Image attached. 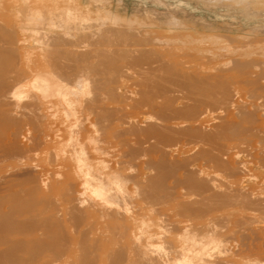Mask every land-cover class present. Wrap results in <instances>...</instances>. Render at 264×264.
Wrapping results in <instances>:
<instances>
[{
    "label": "bare ground",
    "instance_id": "bare-ground-1",
    "mask_svg": "<svg viewBox=\"0 0 264 264\" xmlns=\"http://www.w3.org/2000/svg\"><path fill=\"white\" fill-rule=\"evenodd\" d=\"M41 29L43 30V28ZM2 33H0V36ZM49 33L47 34L46 32L48 35V37H46L50 44L52 43L56 46V49L54 48L55 52L53 51L54 53L46 62L47 65L43 67L33 66L27 69L24 63H20L19 66L16 67L17 64H15V61L8 62L3 59L4 51L2 50L3 48L1 49L0 47V161L2 159H16L15 157L20 155L21 152L19 151L21 149L19 150L15 143L19 141H16V139L19 138L17 136L21 128H24L22 127L23 124H25L26 127L28 125L30 129H34L35 132L42 131V125L39 126L38 123L44 119V114L46 115V113L43 115L35 113L36 109L42 105H40L41 103H36L35 100L37 96L35 98L33 94L40 86L33 88L34 91L31 92L26 90L29 86L26 82L32 78L29 75L34 76L37 74L39 75V73L41 74V71H49L56 79L69 84L70 82L73 83L72 81L74 79L77 80L78 78L76 79L75 77L79 76L77 74L80 71H83L80 67L81 70L78 69V67L76 70H74L75 68H71L70 65L72 62L69 66L67 65L69 60L71 61V59L73 60L75 57L78 58L77 56L79 54L76 53V48L79 46L78 42L68 41L55 32H53L55 34ZM8 43L12 44L13 42L9 39ZM145 48L143 50L122 49L118 52L119 57L123 56L126 59H121L123 62L125 60V63L121 65H116L112 58H110L112 55L114 56L115 52H113L114 54H102L106 56V60L108 58L112 61H109L111 63L107 65L109 67L105 71L103 68L106 67L105 64H108V61L103 64L104 58H101L103 63L100 64H103L104 67H102L103 65H99L104 71H98L99 66L97 71L94 72L96 75L107 74L108 77L100 80L94 76L96 78L91 80L90 85V81L86 83V78L85 83L89 85H87L88 88L90 89L91 86L89 90L90 95H88V97L84 95L81 97V94L78 99L73 98L69 100V102L66 100L67 104L65 105L61 102L64 99L62 96L65 95H55L61 97L62 100L59 102L63 105L62 107H64L65 114L69 117L78 119V121H76V123L78 122L76 128L73 125L76 130L66 129V131H63L66 133L62 134L63 137H61L62 140H67L70 146L72 145L71 149L68 146L66 149H70V158H84L88 166L89 164H93V167L97 164L95 162L101 160L110 167L111 163L109 164L108 159L113 155L114 163L116 167H118V171H122L121 174L119 173L120 177L118 174H113L115 177L116 175L119 177L118 180L120 181L118 182L124 184V182H128V180L129 182L131 181L133 186H137L132 188H137L138 191L136 192L139 193V196L141 195L140 198H146L152 204L159 205L163 203L162 205H169L168 207L173 210V215L175 214V216L184 213L185 225L183 224V229L185 228V232H193L195 238L196 236H199L201 239L207 237L210 232L207 228L208 223L212 225L228 223L233 226H239L240 224H245L247 221L260 219L261 221L258 220L259 223L262 222L264 225V188L261 187V189H259V187L252 186L245 182L246 178H250V180L254 179L264 184V61H254L250 64H243L240 66L234 65L235 67L232 66L224 69L218 64H213L211 60L214 58L210 59L207 57L209 60H206L203 58L204 56L191 55L193 52L186 55L182 54V59H173L172 62H166L160 56L161 54H155L150 47L147 49ZM113 58L114 61L117 62V58ZM74 61L73 63L76 64L78 60ZM118 61H120V59ZM99 62L100 61L97 63ZM112 63L114 64L112 65ZM94 64H96V62ZM94 66L92 67L94 68ZM96 66H98V64ZM84 67H86V65ZM94 72H89L88 70V74ZM83 74L84 72H82V75ZM27 77H30V79H27ZM40 77H42V75H40ZM26 84L27 87L25 86ZM24 86L26 87L25 91H28V93L30 92L34 97H31L26 103H20L19 101L15 102L13 99L15 90L19 88L22 89ZM35 89L37 90L35 91ZM37 92L40 93L41 91ZM28 93L26 92V94ZM98 94L104 95L98 98ZM41 97L45 100L42 95L39 98ZM68 97L71 99L70 95ZM53 98L54 99H50L52 102H49L51 103L49 104L50 109L53 110L54 107L59 109V107H56V101L60 98L57 97V100H55V97ZM65 99H67V97H65ZM66 101L64 102L66 103ZM40 109L41 111L43 110V108ZM13 112L16 113V116ZM45 119H47L46 116ZM57 131H59L58 133L61 135L60 130ZM91 133H94L93 137L90 136ZM31 135L30 138H32ZM64 136L65 139H63ZM22 137L24 136L22 135ZM46 137L48 136L46 135ZM26 138L28 139V136ZM35 142L37 143V141ZM110 161L112 162V160ZM50 162L48 161L47 163ZM67 165L65 166L66 168L68 167V169L67 171L65 170L66 172L64 173L72 169ZM129 167L132 168L135 173L132 178H129L126 172L125 174L123 173L124 170ZM77 172H79L77 173L79 176L85 173L84 171H79V168ZM112 172L110 171V173ZM210 172L214 173V175H212L213 177H210V179L200 178L201 173L208 174ZM74 173L75 172H73V174ZM94 173L96 172L93 171V173H91L90 171L91 175L88 173L86 176L89 178L94 175ZM99 173L100 172H98V174ZM85 174H87V172ZM98 174L95 175V177L97 176V178H100ZM110 175L105 176L111 177L112 175ZM105 176L103 177L106 178ZM114 176L113 178L115 179ZM65 177L68 179L67 175ZM65 177L64 179L66 180ZM75 177L74 175L72 176L73 179ZM77 178L80 179L78 175ZM83 178L86 179L85 176ZM92 178L93 177L89 179L92 180ZM85 179L83 183L89 180ZM106 179L105 185L103 181L100 180L102 182L101 186L104 185V188L109 182L108 178ZM98 180L96 179L97 182H95L99 185L100 182H98ZM52 181L53 180H51L49 184H51ZM111 183L112 182L109 184ZM115 183H117V180ZM85 185H87V183ZM176 188H179L180 191H184L186 195H190L192 198L190 197L191 199L188 201L185 200V202H178L176 196L174 195V197L169 193L170 191H174V189L176 190ZM7 189H9V187ZM120 189V191H125L123 187ZM68 190L69 189H67V191ZM204 192H206L207 195H203ZM12 193L4 197L8 198V200L11 198L10 203L3 198V201H8V204L4 201L6 206L0 200V204L5 206L1 205L4 208L0 207V264H57L61 259L59 252H56L55 255L51 254L53 256H51L49 254L51 252L48 253V251L45 256L39 255V253L56 243L53 242L55 240H45L48 235H50L51 229L47 228L44 224L46 228H43L42 233H40L43 235V238L44 235L46 237L44 240H38L36 238L37 236L32 238L29 235L31 231H35L36 223L33 224L27 219L22 221L17 220L16 216L14 218V213L17 214L15 211L21 210L24 206L27 207L29 204L33 203L28 200L29 202L23 204L21 203L22 200H19V198H21L20 196L30 195V191L26 190L20 194ZM137 193L136 195L134 194L135 196L132 195L134 198L136 197L135 199H137ZM174 193L176 192L174 191ZM113 194H116L115 190ZM117 195L118 194H116V196ZM120 196H122L121 193ZM122 197L125 198V193ZM36 199L34 201H36ZM68 199L70 198L68 197ZM128 200L126 202L128 204L126 208V203L122 202L124 204L123 210L128 207L133 208L136 202L135 200V202L132 201L131 204H129ZM101 201L102 205L105 204L107 206V202L104 200ZM51 202L52 200L50 203ZM67 203L69 206H66L70 213L78 211L75 210L74 202L72 203L68 200ZM61 204H64L63 201ZM132 204L133 206H129ZM102 205H100L101 208L104 206ZM137 207L135 205L134 209ZM101 210H103V208ZM131 211H133V209ZM135 211L136 210H134V212ZM217 211L223 212V215L217 214L210 218L208 217L209 213H215ZM127 212L129 213V211ZM127 212L126 214H128ZM105 213L106 211L103 212L104 215ZM48 214L49 213H47V215ZM47 215L44 217L49 218ZM57 215H59V213H57ZM33 217H35V215ZM42 219L44 218L42 217ZM181 220L183 219H180V222ZM178 225H180V223ZM42 226H39V228H42ZM22 228H29L31 231L27 234L25 230H23L25 235L23 236L22 232L21 237L18 235L21 232L20 230L17 234L18 237L11 236L13 238H9L11 233L14 234L16 232H14V230ZM176 228H174V230H176ZM57 229H59V227H57ZM29 230H26V232ZM54 234L56 233L54 232ZM38 237L40 238V236ZM113 238L115 237L113 236L112 239ZM52 239H55V235ZM118 239L120 240V238ZM193 240L194 243L197 242V239L195 240L193 238ZM204 241H201V243L197 242L200 248L198 247L197 250V247H195L196 251L193 249L194 247L183 246L184 241L182 246H177L174 244L176 242H173V244H169L170 247L166 248V250H149V248L139 249L140 247H137L129 248L128 253H126L123 249H111L104 252L99 257L82 252L77 259L68 260L67 262L68 264H240L238 260L233 259V256L239 255L243 258L246 254L245 250H242L240 254H234V252L227 251L225 248L221 247H218V252L215 251L213 254H210L209 248L212 243H210L209 240L207 243ZM178 244L180 245V243ZM186 244H188V242H186L185 245ZM191 244L193 246V242ZM213 244H215V242ZM217 245L219 246L218 243ZM217 245L215 244L214 246ZM56 247L57 246L54 248ZM53 250L55 252V249ZM49 251L52 250L50 249ZM228 252L231 253L228 254Z\"/></svg>",
    "mask_w": 264,
    "mask_h": 264
},
{
    "label": "rangeland",
    "instance_id": "rangeland-1",
    "mask_svg": "<svg viewBox=\"0 0 264 264\" xmlns=\"http://www.w3.org/2000/svg\"><path fill=\"white\" fill-rule=\"evenodd\" d=\"M41 28H43V30ZM0 31V33L3 32L0 36V47L1 49L3 48L2 50L4 51L3 59L8 62L15 61V64H17L16 67H18L20 63H24L27 69H30L33 66H46L47 60L52 56L56 49V46L52 43L50 44L48 41L47 34L49 32L51 34L55 32L68 41L78 42L79 46L76 48V53L79 54L77 56L78 58L75 57V59L73 58V60H69L67 65L69 66L72 62L70 67L73 69L75 68L74 70H76L77 67L78 69H83V71L79 72L81 75L78 73L77 75L79 76L75 77L78 79H74L72 81L73 83H69L70 85L56 79L49 71H41V74L39 73V75H29L32 77V80L30 77H27V79H30H26L28 81L26 83L29 85L28 87L27 84L25 85L27 89L24 86L22 89H16V93L14 92V101H19L20 103H26L31 97L35 96L36 98L37 96L35 101L37 104L41 103L40 105L42 106L38 107L35 113L41 115L46 113V115L44 114V119L38 123L39 126L42 125V131L35 132L34 129H30L28 125L27 128L25 124H23L24 126L22 125V127L24 128H21V131L17 136L19 138L16 139V141H19L15 143L16 147L19 150L21 149L19 151L21 152L20 155L15 157L16 159H2L0 161L1 202L4 203L5 201L7 203L9 201L8 203H10L11 198L8 200V198L4 197H7L12 192V194H20L26 190L30 191V195L25 196L21 194L23 197L19 195L21 197L19 200H22L21 203L23 204H26V202L29 201H32L33 203L29 204L27 207L24 206L25 208L23 207L21 210L15 211L17 214L13 212L14 218L16 216L17 220L22 221L27 219L31 223L37 224H35V233L29 230V228H22L14 230V232L16 231L14 233L15 236L11 233L9 238L11 236L18 237V235L22 237V232L24 236L25 233L29 234L31 231L32 235L29 234L30 237L34 238L37 236L36 238L38 240H44L46 236L44 235L43 238L41 233L42 229L47 226V228L51 229V233L45 240H55L53 242H56V245L54 244L48 249L42 251L44 255L42 252L39 253V255L45 256L47 251L48 253L51 252L49 253L50 255H55L56 252H59L61 259L57 264H68V260L77 259L82 252L99 257L104 252L111 249H123L126 253H128L129 248L137 247H140L139 249L149 248V250H166V248L170 247L169 244H173V242H176L174 244L177 246H182L185 241L183 246L194 247L193 249L196 251L195 247H197L198 250V244L204 240H206L204 241L206 243L209 241L212 243L209 248L210 254H213L215 251L218 252V247L225 248L227 251L234 252V254H240L242 250H245L246 254L243 258L236 255L233 256V259L238 260L240 264H264V225L262 222L259 223V221H261L260 219H255L256 221L253 219L247 221L245 224H240L239 226H233L228 223L221 225H212L208 223L207 228L210 232L207 237L201 239L199 236H196L195 238L193 232H185V228L183 229L185 225L184 213L175 216V214L173 215V210L168 207L169 205H162L163 203L159 205L152 204L146 198H140L141 195L139 196V193L136 192L138 191L137 188H132L135 185L133 186L131 181L129 182L128 180L129 183L124 182V184L118 182L120 181L118 180L120 177L119 173L121 174L122 171H118V167H116V164L114 163L113 155L108 159L109 164L111 163L110 167L101 160L95 162L97 164L94 165V167L93 164H89L88 166L87 162L84 161V158H70L69 150L72 148V145L70 146V143L67 140H62L61 138L63 137L62 134L66 133L63 132L64 130H76L75 128L78 123H76V121H78L77 118L75 119L65 114L62 104L66 105V100L69 102V100H72L73 98L78 99L81 94V97H83V95L88 97V95H90L89 90L91 89V86L90 89L88 86L90 85L91 80L96 77L100 80L108 77L107 74L96 75L94 72L97 71V68L100 65L102 66L107 61L108 64H105L106 67H104V65L102 67H104L103 69L105 71L109 67L107 65L111 63L109 62L111 59L107 58L106 60V56L102 55L104 53L111 54L115 52V54L113 53L114 56H112L117 58V62L114 61L112 56L110 58H112L116 65L125 63V60L123 62L121 59L126 58L123 56H120V58L118 54L122 49L129 48L143 50L145 47V49L150 47L155 54H161L160 56L166 62H172L173 59H182V54L186 55L193 52L191 55L204 56L203 58L206 60H209L208 58H214L211 60L213 61V64H218L224 69L232 66L235 67L234 65L240 66L243 64H250L254 61H264V0H0ZM9 39L12 40V44L8 43ZM118 57L121 62L118 61ZM101 58H104V63L101 61ZM74 60H78L76 62L77 65L73 63L75 62ZM98 61L100 62L97 63ZM95 62L96 64H94ZM114 63H112V65ZM97 64L98 66H96ZM85 65L86 67H84ZM92 66H94V68ZM101 66L98 68V71H104ZM86 68L89 72L94 73L88 74ZM82 72H84L83 75L85 78L82 75ZM40 75H42V77H40ZM86 78L88 80H86V83L90 81L89 85L85 83ZM38 86H40L41 90ZM35 87H38V90L35 89V91H41L42 93L36 91L35 93L33 92V96L30 92L34 91L33 88ZM25 89L30 91V94L28 91H25ZM26 92L28 94H26ZM38 94L40 96L42 95L45 100H43L42 97L39 98L40 96ZM55 95H65L62 96V98H64L63 100L66 101V103L60 96ZM67 95H70L71 99H69ZM101 95L98 94V98H100ZM53 97H55V100H57V97L60 98L56 101V107H59V109H56L55 107L53 110L50 109L49 104L51 103L49 102H52L50 99H54ZM65 97H67V99H65ZM59 101L63 103L61 104ZM40 108H43V110L41 111ZM13 114L15 115L16 113L13 112ZM45 116L47 119H45ZM22 130L23 132H26L23 133ZM57 130H60L61 135H59V131ZM31 134L35 135L32 136ZM22 135L24 137L25 135L26 137L28 136V139L22 137ZM30 135L33 139L30 138ZM46 135L48 137H46ZM93 135L94 133L90 134L92 137ZM63 139H65V136ZM35 141H37V143ZM67 146L70 149L66 150ZM110 160H112V162ZM48 161L51 162L47 163ZM65 165L72 168L69 169L67 172L68 174L64 173L68 169ZM76 168L77 170L79 168V171L87 172V174L84 173L79 176V174H77L79 172H77ZM111 169H114L113 172ZM90 171L91 173H93V171L96 173L90 176ZM110 171L112 173H110ZM73 172H75L80 179H78L77 175L75 173L73 174ZM98 172H100V175ZM125 172L129 178H132L135 175L133 169L130 167L125 169L123 173L125 174ZM88 173L90 174L89 178L93 177L92 180L86 176ZM64 174H66L70 180H68ZM97 174L100 178H97V176L95 177ZM113 174H118L119 177H117V175L115 177ZM201 174L200 178L203 179H210V177H213L212 175H214V173L211 172L208 174ZM69 175L71 178L73 175L74 177L76 175V177L71 179ZM102 175H110L112 177L111 179V177L105 176L108 178L109 182H107L110 186L106 184L108 187H103L107 179ZM82 176H85L86 179ZM84 179L89 180L83 183ZM96 179H99V185L96 183ZM51 180L53 181L49 184ZM100 180L103 181V186H101L102 182ZM116 180L119 184L115 183ZM89 181L92 184H90ZM92 181H96L94 185V182ZM110 182L112 183L109 184ZM245 182L252 186L259 187V189H261V187L264 188V184L254 179L250 180V178H246ZM86 183L87 185H85ZM253 183L257 184L254 185ZM119 185H123L121 187L125 189V191L122 190L124 192L120 191L121 187ZM8 187L9 189H7ZM67 189L69 190L67 191ZM113 189L119 197H117L116 194H113ZM178 189L179 188H176V190L174 189L176 193H174V191L169 192L173 196H176L178 202H185V200L188 201L192 198V196L186 195L184 191ZM120 193L122 196H124L125 193L126 200L124 197L120 196ZM136 193L139 196H137V199L132 196L134 194L136 195ZM203 195H207L206 192H204ZM67 196L70 199H68ZM3 198L8 201H3ZM35 199L36 201H34ZM100 199L107 202V206L103 204L106 208L101 204L102 201ZM51 200L52 202L50 203ZM68 200L72 203L74 202L75 210L78 211H73V214L70 213L66 206H69L67 203ZM127 200L129 204H131L132 201L135 202V200L139 203L137 204L135 202V204L133 202L134 206L133 204L129 205L133 206V208L128 207L123 210L124 204L122 202L126 203ZM62 201L65 205L61 204ZM6 203H4L5 206ZM1 205L3 204H0V207H5L4 205V207ZM100 205H102L103 210L106 211L105 215L103 214L105 211L101 210L102 208ZM135 205L136 207L138 206L136 209H134ZM127 206L128 204L126 203L125 208ZM132 209L133 211H131ZM134 210L136 211L134 212ZM101 211L103 212L99 213ZM125 211H129V213L127 212L128 214H126ZM45 212L50 215H47ZM57 213H59V215H57ZM217 214L223 215V212L217 211L215 213H209L208 217L210 218ZM34 215L35 217H33ZM46 215L49 216V218L44 217ZM42 217L44 219H42ZM36 218L39 219L37 220ZM180 219H183L181 220L182 223L180 222ZM179 223L181 226L178 225ZM39 226H42V228H39ZM57 227H59V229H57ZM174 228H176V230H174ZM23 230H25V233ZM26 230L29 231L26 232ZM36 230H39V233ZM18 232H20V234H18ZM54 232L56 234H54ZM54 235L55 239H52ZM38 236H40V238ZM113 236L115 238L112 239ZM192 237L195 240L197 239V242L199 243H194ZM118 238H120V240ZM186 242H188V244L185 245ZM192 242L193 246L191 244ZM214 242L216 245L218 243L219 246H214ZM178 243H180V245ZM55 246L59 248L56 247V250V248H54ZM50 249L52 251H49ZM53 249H55V252ZM231 252H228V254Z\"/></svg>",
    "mask_w": 264,
    "mask_h": 264
}]
</instances>
